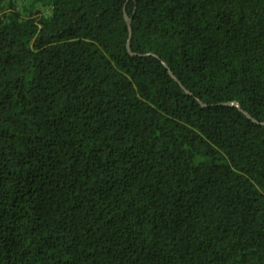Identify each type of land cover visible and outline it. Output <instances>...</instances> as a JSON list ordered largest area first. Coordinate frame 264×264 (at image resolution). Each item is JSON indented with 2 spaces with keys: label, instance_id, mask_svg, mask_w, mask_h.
Segmentation results:
<instances>
[{
  "label": "trees",
  "instance_id": "trees-1",
  "mask_svg": "<svg viewBox=\"0 0 264 264\" xmlns=\"http://www.w3.org/2000/svg\"><path fill=\"white\" fill-rule=\"evenodd\" d=\"M28 1L0 0V264H264V0Z\"/></svg>",
  "mask_w": 264,
  "mask_h": 264
},
{
  "label": "water",
  "instance_id": "water-1",
  "mask_svg": "<svg viewBox=\"0 0 264 264\" xmlns=\"http://www.w3.org/2000/svg\"><path fill=\"white\" fill-rule=\"evenodd\" d=\"M125 18H126V22H127V25H128V28H129V34H130V38H129V41H128V49L130 50V40H131V34H132V30H131V19H129L128 17H127V15H125ZM166 66V65H165ZM167 67V66H166ZM169 73H170V75L173 77V78H175V76L173 75V73L169 70ZM229 105H231V106H236V107H238L239 108V110L241 111V112H244L241 108H240V106H239V104L238 103H236V102H230V103H228ZM245 113V112H244ZM249 118H250V116L247 114V113H245Z\"/></svg>",
  "mask_w": 264,
  "mask_h": 264
},
{
  "label": "rangeland",
  "instance_id": "rangeland-1",
  "mask_svg": "<svg viewBox=\"0 0 264 264\" xmlns=\"http://www.w3.org/2000/svg\"><path fill=\"white\" fill-rule=\"evenodd\" d=\"M15 3L19 9H29L30 3L28 0H15Z\"/></svg>",
  "mask_w": 264,
  "mask_h": 264
}]
</instances>
